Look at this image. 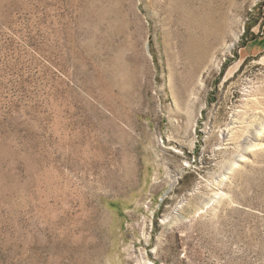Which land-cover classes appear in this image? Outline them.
<instances>
[{
    "label": "rangeland",
    "instance_id": "374dc122",
    "mask_svg": "<svg viewBox=\"0 0 264 264\" xmlns=\"http://www.w3.org/2000/svg\"><path fill=\"white\" fill-rule=\"evenodd\" d=\"M0 264H264V0H0Z\"/></svg>",
    "mask_w": 264,
    "mask_h": 264
},
{
    "label": "bare ground",
    "instance_id": "6f19581e",
    "mask_svg": "<svg viewBox=\"0 0 264 264\" xmlns=\"http://www.w3.org/2000/svg\"><path fill=\"white\" fill-rule=\"evenodd\" d=\"M221 23L222 22L219 21L216 23L214 22L213 25L211 24L208 27H201L203 35H201V37L194 38V42L191 45L193 48L197 47V49H199L200 58H205L208 55L209 50L212 47V40L219 39L220 30L222 29Z\"/></svg>",
    "mask_w": 264,
    "mask_h": 264
}]
</instances>
